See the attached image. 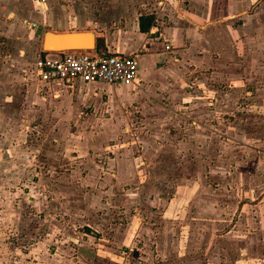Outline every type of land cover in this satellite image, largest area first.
<instances>
[{"label":"rangeland","instance_id":"374dc122","mask_svg":"<svg viewBox=\"0 0 264 264\" xmlns=\"http://www.w3.org/2000/svg\"><path fill=\"white\" fill-rule=\"evenodd\" d=\"M46 1L49 20L92 19L98 51L148 15L170 47L127 86L41 83L23 56L0 102V264H264V73L241 81L264 66V7L240 35L247 0H212L204 23L190 0ZM34 11L20 33L35 52L53 22Z\"/></svg>","mask_w":264,"mask_h":264},{"label":"crops","instance_id":"0c3cea01","mask_svg":"<svg viewBox=\"0 0 264 264\" xmlns=\"http://www.w3.org/2000/svg\"><path fill=\"white\" fill-rule=\"evenodd\" d=\"M190 1L193 3V6H195V10L193 12L194 23H197V21L201 22V23L209 22V20L213 18V15H211V16L209 15L211 13L210 12L211 11L210 3L212 2V0H193L194 2L192 0H190ZM222 1H224V3H222ZM243 3H245V0H218V3L216 4L215 8H216V11H217V8H218V10L222 9V11H223V8L228 10V7H231L232 9H234V5L236 4L238 8L240 7V10H238L237 12H240V11L244 10L243 9V7H244ZM47 4L48 3L46 0H32V2L30 0H0V54H4L8 58V60L6 59L5 62L0 61V102L3 99L2 93L5 89L7 90V86L8 87L15 86V85H17V82L19 81V79H21L20 69L22 68V63H24L27 59V58L25 59L23 57V56H26L27 51H31V53L29 54L30 56L28 55V58L33 57L32 67L34 65V59H35V56H36L38 49L35 50V52H34L33 49L28 48L30 46L27 43V41H25V38H24L23 34L20 33V31L23 29L22 27H24L26 24L24 22V20L28 19L31 21L34 18L37 19V13L34 11L35 7H38V10H39L38 16H40V17L42 16L41 17L42 22L48 23V25H49V22H53V25L50 26L51 30H57V31L58 30H70V29L84 30L83 28H85V30H89L86 28L90 27V28H92V31L95 33L96 39H97V33L95 31V22L92 19H88V18L82 19V18H78L77 16H71L68 20V18H65L66 16L60 15V16L56 17L55 19L49 20L48 13H44V11H46V9H48ZM246 4H248V6H251V8L253 7L254 11L250 14L251 16H248L246 14H243L241 16V26H240L241 32H240V35L245 34V33H247V35H248V34L252 33V31H250L249 29H247V31L244 30V27L246 26L245 25L246 21L244 18H246V19L251 18L255 24H258L259 19L257 16H255V13L256 12L258 13L257 9L260 10L261 7L262 8L264 7V1L263 0H247ZM42 7L44 8L43 11L41 9ZM196 8H198V9H196ZM260 11H262V15H263L262 19L264 21V10L261 9ZM208 12H210V13H208ZM39 13H41V14H39ZM203 14H206V15H203ZM48 20H49V22H48ZM68 23H70V24H68ZM254 23L252 24V27H251L252 29L254 28V26H253ZM136 28H137V31L134 32L133 36H130L127 39L128 42L122 40L121 43H115V42L110 43V42H108L107 35H105L103 33L102 34L103 36H101L103 43H104L103 49L98 51L94 47L90 51L93 53H97V54L121 52L124 54L133 55L136 62H137V77H136V79H140L142 77L146 78L156 69L155 68L156 61L159 59V57H164L166 55V53L168 52L167 49H169L170 45L168 42H166L167 43L166 45H168V48H166V47L164 48V43H160V42H157V41L149 38L150 33L153 31L152 29L148 30L149 32H142L139 30L137 25H136ZM36 30H37V28L31 29V31H33V33H35ZM44 30L45 29H42V27H41V33ZM168 35H169V33H168ZM193 37H194V34H193ZM189 39H190V36H189L188 40ZM252 41H250L249 44H251ZM158 44L161 45V48H159V49L157 46ZM194 45H195V42H190L189 43V49L191 47L194 48L195 47ZM40 49H41V46H39V50ZM138 50H140L141 53H139ZM254 51L256 52L255 48H254ZM155 53H159V54L155 55ZM248 54H249V50H248ZM142 57L146 58V62L138 61V58H142ZM193 57H194V54H193ZM249 66H251L252 68H250ZM245 70L247 72L244 75V77L241 78V81L244 82V81H249V79L257 78L255 82L257 83L256 88H258V83L260 81L259 80L260 79V73H264V66L262 65V68H261V65H259L257 63L256 64L249 63L248 68ZM252 71L255 72L254 75H253ZM38 81H40V80H38ZM40 82L41 83L43 82L46 84L63 82L69 86H72L75 83L91 84V83H84V82H80V81H69V82H67L64 80L40 81ZM93 83H98V82H92V84ZM128 84L129 83H127V84L119 83L117 85L127 86ZM220 101L226 102L227 100H226V98L222 99V95H221ZM211 103H212V101H211ZM7 112L8 111L5 112V110H2V106H1L0 118H4V119L8 118V116H6L7 114H5ZM10 113H12V111H10ZM205 115H208V113H205ZM212 115H214V114H212ZM195 117H197V116H195ZM199 127L203 128V129H209V126L205 122L204 123H195V129H193L194 138L195 139H197V138L204 139V142H200V143H202L201 145H205L206 144L205 143V137H204L205 133H201L199 130H196V128L199 129ZM221 129H223L222 126H221ZM210 134H211V130H210ZM189 143H192V142L189 140Z\"/></svg>","mask_w":264,"mask_h":264},{"label":"built area","instance_id":"2783aa9c","mask_svg":"<svg viewBox=\"0 0 264 264\" xmlns=\"http://www.w3.org/2000/svg\"><path fill=\"white\" fill-rule=\"evenodd\" d=\"M34 73L40 81L127 84L137 77V62L133 55L121 52L97 54L84 49L53 52L40 49L34 59Z\"/></svg>","mask_w":264,"mask_h":264},{"label":"water","instance_id":"95a60500","mask_svg":"<svg viewBox=\"0 0 264 264\" xmlns=\"http://www.w3.org/2000/svg\"><path fill=\"white\" fill-rule=\"evenodd\" d=\"M96 35L92 30H51L45 29L40 38L44 51H64L68 49L91 50L95 47Z\"/></svg>","mask_w":264,"mask_h":264},{"label":"trees","instance_id":"16d2710c","mask_svg":"<svg viewBox=\"0 0 264 264\" xmlns=\"http://www.w3.org/2000/svg\"><path fill=\"white\" fill-rule=\"evenodd\" d=\"M152 19H153L152 15L139 16V18H138L139 30L142 31V32H146L148 30L149 23L151 22L150 20H152ZM145 21H147L146 24H145Z\"/></svg>","mask_w":264,"mask_h":264}]
</instances>
